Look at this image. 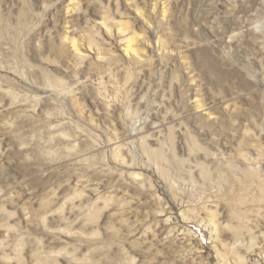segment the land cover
<instances>
[{"label":"rangeland","instance_id":"1","mask_svg":"<svg viewBox=\"0 0 264 264\" xmlns=\"http://www.w3.org/2000/svg\"><path fill=\"white\" fill-rule=\"evenodd\" d=\"M0 264H264V0H0Z\"/></svg>","mask_w":264,"mask_h":264},{"label":"bare ground","instance_id":"2","mask_svg":"<svg viewBox=\"0 0 264 264\" xmlns=\"http://www.w3.org/2000/svg\"><path fill=\"white\" fill-rule=\"evenodd\" d=\"M240 259V258H239Z\"/></svg>","mask_w":264,"mask_h":264}]
</instances>
